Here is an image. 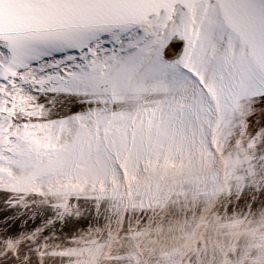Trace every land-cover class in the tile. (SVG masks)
<instances>
[{
	"label": "snow or ice",
	"instance_id": "6c2138e0",
	"mask_svg": "<svg viewBox=\"0 0 264 264\" xmlns=\"http://www.w3.org/2000/svg\"><path fill=\"white\" fill-rule=\"evenodd\" d=\"M0 264H264V0H0Z\"/></svg>",
	"mask_w": 264,
	"mask_h": 264
}]
</instances>
